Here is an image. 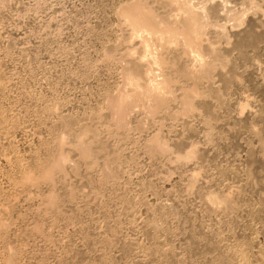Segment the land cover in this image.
Listing matches in <instances>:
<instances>
[{
    "label": "rangeland",
    "instance_id": "1",
    "mask_svg": "<svg viewBox=\"0 0 264 264\" xmlns=\"http://www.w3.org/2000/svg\"><path fill=\"white\" fill-rule=\"evenodd\" d=\"M133 1L0 0V264H264V0Z\"/></svg>",
    "mask_w": 264,
    "mask_h": 264
},
{
    "label": "bare ground",
    "instance_id": "2",
    "mask_svg": "<svg viewBox=\"0 0 264 264\" xmlns=\"http://www.w3.org/2000/svg\"><path fill=\"white\" fill-rule=\"evenodd\" d=\"M143 8V7H142ZM142 8H141V5H140V2L139 1H133V2H129V3H127V4H124L122 7H121V11H120V14L125 18V20L126 21H128L129 23H131V24H133L134 26H136V27H141V26H143L144 25V18H143V10H142ZM164 24V23H163ZM162 24V25H163ZM155 25V24H154ZM153 24L152 25H150V26H147V27H149L148 28V30L149 29H152L153 30V26H154ZM133 26V27H134ZM164 26V30H166L167 32H169L172 36L171 37H173V36H177L178 34H179V32L177 31V30H174V29H172V27L171 28H169V26H167V24L165 25H163ZM135 28V27H134ZM134 28H132V29H134ZM139 29V28H138ZM135 30V29H134ZM205 64V63H204ZM133 65V64H132ZM131 65V66H132ZM131 68L132 67H130V70H131ZM129 69V68H128ZM127 69V71H126V73H132V71L133 70H128ZM132 69H134V68H132ZM206 69H208V68H206ZM205 69V70H206ZM129 77V80H132L131 78H130V76H128ZM133 81V80H132ZM134 82H132V84H133ZM136 86V85H135ZM144 94V93H143ZM120 96V95H119ZM122 96V95H121ZM123 98V97H122ZM114 99V98H113ZM129 99V98H128ZM112 100V99H111ZM114 101H115V99H114ZM117 101V100H116ZM188 102V101H187ZM186 102V103H187ZM115 103V102H114ZM117 103V102H116ZM188 104V103H187ZM114 105V104H113ZM118 105V104H117ZM112 106V105H111ZM115 106V105H114ZM187 106H189V105H187ZM114 108H116V107H114ZM66 115V114H65ZM65 119V121H64V123L65 124H69L70 122H68L69 120H68V118H70V117H64ZM118 119V118H117ZM115 120V119H114ZM62 122H63V120H62ZM68 122V123H67ZM90 128V127H89ZM87 131V133L89 132V134H90V129H88V127H85V130L83 131V132H86ZM92 133H94V132H96V131H91ZM259 132V131H258ZM260 133V132H259ZM86 134V133H85ZM95 134V133H94ZM92 136V135H91ZM96 136V135H95ZM257 136H258V134H257ZM75 138V137H74ZM94 138V137H93ZM83 140V139H82ZM81 140V141H82ZM263 141H264V138L262 139ZM261 140V141H262ZM57 144L56 145H58L59 147H57L58 149H57V153L53 156V157H51V156H49L46 160H42V159H40V157L38 158V154H36V155H34V157H35V165H34V168H31V167H29L27 164V166L25 165V164H23L22 162H21V160H19V158L18 159H16V161H15V163H16V167H17V169H18V171H19V174H18V176L16 177V181L18 182V183H33V184H35L36 182H38V181H40V180H46V179H48V178H50L49 180L50 181H52V177H53V175H51V173L53 172L54 173V171H53V169L55 170L56 169V172H57V168H59V170L61 169V166H63L64 165V162L67 160V156H66V154L63 152V150H61V146H62V144H63V142H64V138L62 137V138H59V139H57ZM80 141V142H81ZM259 141H260V139H259ZM88 142V141H87ZM104 143V142H103ZM80 145V150H81V153H82V156H85L86 158L88 157H90V156H93V155H91L92 154V151H91V147H89V145L88 144H90L91 145V142H89V143H86V142H84V141H82L81 143H79ZM262 144H264V143H261V145ZM50 145V144H49ZM264 146V145H263ZM46 147V146H45ZM264 151V150H263ZM35 153H36V151H35ZM95 153V152H94ZM263 153V152H262ZM34 154V153H33ZM264 154V153H263ZM262 154V155H263ZM31 156V155H30ZM41 157H42V155H41ZM32 160V159H31ZM34 160V159H33ZM8 161V160H7ZM31 164V163H30ZM63 164V165H62ZM15 165V164H14ZM63 168V167H62ZM16 169V170H17ZM35 169V170H34ZM52 173V174H53ZM15 178V177H14ZM14 181H15V179H14ZM42 182V181H41ZM49 182V181H48ZM40 183V182H39ZM37 184V183H36ZM55 196V195H54ZM49 197V199H50V203L52 202L53 203V200H54V198L55 197H53V195L51 196V194H50V196H48ZM47 197V198H48ZM216 200V199H215ZM214 200V201H215ZM221 199H219V201H220ZM47 202H48V200H47ZM49 203V202H48ZM49 203V204H50ZM228 204V203H227ZM3 222V221H2ZM4 223V222H3ZM2 225V223H1V221H0V226ZM3 226V225H2ZM4 227V226H3ZM2 227H0V229H1ZM13 251V250H12ZM9 258H12V256H9ZM6 260V259H5ZM7 260H8V258H7ZM6 260V261H7ZM8 262H10V260H8ZM7 262V263H8Z\"/></svg>",
    "mask_w": 264,
    "mask_h": 264
}]
</instances>
